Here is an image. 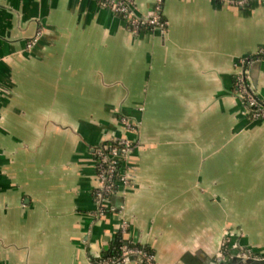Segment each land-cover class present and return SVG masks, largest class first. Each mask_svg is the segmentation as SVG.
Returning <instances> with one entry per match:
<instances>
[{
	"label": "crops",
	"instance_id": "crops-1",
	"mask_svg": "<svg viewBox=\"0 0 264 264\" xmlns=\"http://www.w3.org/2000/svg\"><path fill=\"white\" fill-rule=\"evenodd\" d=\"M160 3L166 29L134 31L98 0H0V264H95L119 233L157 264L264 255V117L237 83L264 100V57L242 62L264 0ZM123 137L133 181L103 208L96 149Z\"/></svg>",
	"mask_w": 264,
	"mask_h": 264
},
{
	"label": "built area",
	"instance_id": "built-area-1",
	"mask_svg": "<svg viewBox=\"0 0 264 264\" xmlns=\"http://www.w3.org/2000/svg\"><path fill=\"white\" fill-rule=\"evenodd\" d=\"M102 4L111 8L115 13L125 18L134 31L144 29L160 28L166 29L168 20L162 15L161 0L151 7L146 13H140L137 9L136 0H98ZM237 5H246L251 0H218ZM262 52V51H261ZM264 57V56H262ZM251 58H244L242 62H249ZM238 92L243 98L247 110L254 117H264V100L255 92L249 83L246 69L237 74ZM122 120L130 128H135L126 117ZM114 140V143H107L105 146L99 145L96 149L97 172L100 185L95 192V198L99 205H106L104 201L117 190L119 185H128L133 181L128 162L129 157L135 149V143L132 139L123 137ZM108 141V140H106ZM110 146V149H107ZM105 208L104 206H102ZM126 222L121 223V231H126ZM131 255H135L136 264H157L155 253L140 246L122 245V251L116 256L98 255L94 258L95 264H123L128 262Z\"/></svg>",
	"mask_w": 264,
	"mask_h": 264
},
{
	"label": "trees",
	"instance_id": "trees-1",
	"mask_svg": "<svg viewBox=\"0 0 264 264\" xmlns=\"http://www.w3.org/2000/svg\"><path fill=\"white\" fill-rule=\"evenodd\" d=\"M264 56V53L262 52H258L255 54H252L251 56H249L248 58H254V57H262ZM107 143H114V140H108V141H104L101 145L105 146V144ZM107 149H110V146H108ZM124 244H128L129 246H140L143 247L145 249H147L150 252H154V250L152 249V247L146 243H142L139 241H134L133 239L130 238H126L124 237V235H122L121 233H119L118 235H116V237L110 242L109 246L107 249H105L102 254V256H116L119 255L122 251V245Z\"/></svg>",
	"mask_w": 264,
	"mask_h": 264
},
{
	"label": "water",
	"instance_id": "water-1",
	"mask_svg": "<svg viewBox=\"0 0 264 264\" xmlns=\"http://www.w3.org/2000/svg\"><path fill=\"white\" fill-rule=\"evenodd\" d=\"M130 258H135V255H131ZM208 264H264V255L249 254L248 252L235 254L232 257L218 255Z\"/></svg>",
	"mask_w": 264,
	"mask_h": 264
},
{
	"label": "rangeland",
	"instance_id": "rangeland-1",
	"mask_svg": "<svg viewBox=\"0 0 264 264\" xmlns=\"http://www.w3.org/2000/svg\"><path fill=\"white\" fill-rule=\"evenodd\" d=\"M211 158L209 157V160H210ZM213 160V159H212ZM226 204V203H225ZM226 207H227V205H225Z\"/></svg>",
	"mask_w": 264,
	"mask_h": 264
}]
</instances>
